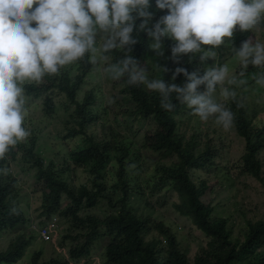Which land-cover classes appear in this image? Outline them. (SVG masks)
Returning a JSON list of instances; mask_svg holds the SVG:
<instances>
[{
  "label": "trees",
  "instance_id": "1",
  "mask_svg": "<svg viewBox=\"0 0 264 264\" xmlns=\"http://www.w3.org/2000/svg\"><path fill=\"white\" fill-rule=\"evenodd\" d=\"M149 11L153 13L149 26L167 14L166 9L156 8L155 0H151ZM141 22L140 19L136 21L133 36L137 43L132 46L131 55L139 66L147 69L149 79L183 84L186 82L183 74L172 80L177 67L185 68L190 74L198 71L203 75L206 69L199 54L183 55L179 63L171 59V47L175 43L171 38L162 42L163 55L152 50L149 47L151 39L146 32L138 30ZM32 26L35 27V22ZM260 32L264 36V26ZM250 34L252 32L234 30L231 40L240 47ZM204 47L212 48L211 45ZM125 55L122 50H113L107 53L111 61H105L97 53L99 62L95 65L86 55L61 68L58 75L46 74L40 83L24 82L25 94L39 100L44 116L56 118L65 112L62 136L53 139L65 144L66 150L58 153L60 159L57 161L45 157L38 146L41 135L37 127L30 130V137L10 146L5 158L0 159V169H8L7 174L0 172V235H12L6 249L0 250V264H18L28 253L25 264H264V215L256 220L249 219L236 230L231 217L218 214L213 205L203 200L210 185L207 177L199 175L215 168L218 173L230 174L233 179L231 174L252 176L262 181L264 187V160L261 157L264 152V101L260 116L254 119L248 115L249 104L238 97V92L234 100L223 101L234 114L232 128L244 146L243 153L236 160L224 165L217 162L223 156L222 127L214 120L217 130L211 131L215 136L207 137L204 148L197 147L195 140H186L180 131L183 122L180 118L190 109L176 101L175 96L174 110L166 111L160 107L157 91L148 90L143 84L128 85L127 76L113 80L106 73L107 80L125 95L123 104L133 105L123 111L122 118L116 113V120L127 122L131 115H135L139 124L147 122L149 127L143 133V147L170 162L152 166L149 171L146 169L144 177H140L141 185H138L137 178L133 177L137 170L131 167L130 161L136 152L133 142L121 138L112 126L105 127L101 136L93 130L108 111L99 102L102 92L96 87L86 89L89 78L102 64L106 68ZM149 58L154 62L146 63ZM262 71L264 69L249 65L242 76L237 73V79L246 81L240 87L254 84V90L264 94V87L258 86L254 80ZM237 87L229 88L235 90ZM204 90L205 86H200L199 91ZM215 95L222 99L219 88ZM28 110L26 103L23 114ZM26 124L25 117L22 127L26 128ZM13 165L22 171L35 170L33 176L41 184L35 194L41 218L37 224L40 228L49 220L59 218L62 227L56 246L41 239L44 247L40 248L37 245L40 233L28 231L30 219L21 206L23 189ZM74 171L85 173L86 181L73 183L70 174ZM142 184L149 193L143 191ZM164 190L166 195L178 194L180 202L174 203L176 210L208 238L207 244L194 258L181 247L171 226L134 207L135 195L153 198ZM159 197L154 199L164 202ZM101 202H106L110 209L103 218L92 211ZM14 207L15 213L11 211ZM105 239L107 242L99 253V244ZM47 244L50 246L46 247Z\"/></svg>",
  "mask_w": 264,
  "mask_h": 264
},
{
  "label": "clouds",
  "instance_id": "2",
  "mask_svg": "<svg viewBox=\"0 0 264 264\" xmlns=\"http://www.w3.org/2000/svg\"><path fill=\"white\" fill-rule=\"evenodd\" d=\"M155 6L166 9L167 14L149 26L153 20L151 0H0V159L5 158L10 146L30 135L22 127L27 101L25 81L40 83L46 74L58 75L61 68L86 55L95 65L98 52L106 61L107 53L113 50L126 53L104 69L113 80L127 76L128 85L143 84L157 91L160 107L166 111L174 110L175 96L202 122L214 118L218 126L230 129L234 114L225 103L217 101L215 94L219 88L222 101L234 100L236 91L226 85L242 86L246 81L230 75L227 63L215 64L203 75L177 67L172 80L183 74V84L149 79L147 69L131 55L137 43L133 32L140 19L138 30L146 32L152 41L149 47L158 55H163V40L171 38L175 41L171 59L176 63L188 54H199L201 62L215 60V49L228 44L234 30L254 34L260 31L264 26V0H155ZM205 45L212 48L206 49ZM231 50L245 68L252 65L264 69V43L258 39L249 37L238 49L231 46ZM254 80L264 87V71ZM202 85L203 92L199 91ZM0 172L7 174L8 169ZM11 211L17 210L14 207ZM53 220L57 224L56 218L48 223Z\"/></svg>",
  "mask_w": 264,
  "mask_h": 264
},
{
  "label": "rangeland",
  "instance_id": "3",
  "mask_svg": "<svg viewBox=\"0 0 264 264\" xmlns=\"http://www.w3.org/2000/svg\"><path fill=\"white\" fill-rule=\"evenodd\" d=\"M36 7V5H34ZM252 39H258L260 42L264 43V36L259 31L257 33H252L249 35ZM249 39V38H248ZM231 46L239 48L236 42L230 39L229 43L226 45H221L215 50L217 51V56L214 59H207L202 62L205 69L217 65H223L225 63L229 66L230 75L237 76V73H243L245 68L240 64L239 60L234 56L231 50ZM98 57L100 54L98 52ZM111 57L108 56L106 61H111ZM99 62V59H97ZM154 62L152 58H149L146 63ZM104 64L101 65L100 69H97L92 78H89L86 85V89L89 87H96V89L102 92V98L99 102L106 106L108 115H103L104 119L98 121L97 125L93 127V130L102 135L103 129L112 126L120 137H126L130 139L133 144V149L136 152L132 154V159H130L132 168H136L137 174H133V177L137 178V184L141 185L140 177H144L145 170H151L152 166L157 167L161 164H169L170 162L166 159H161L157 153L147 150L143 147V133L148 129L149 125L147 122L139 124L135 118V115H131L127 122L117 121L115 114L118 113L120 118H122V113L128 107L133 108L131 103L124 105V94L119 93V87L113 86L106 78V73L104 71ZM228 86V85H226ZM236 85H231L229 87H235ZM254 84L247 85L244 87L238 86L235 90L239 93V98L245 103L249 104V117L254 119L256 116H260L261 110L263 108L264 94L256 92L254 90ZM258 95V96H257ZM26 103L29 105V110L24 114L27 118L26 129L30 132L32 129L38 127L39 134L41 138L38 142V146L41 147L43 155L48 158H53L55 161L60 159L58 155L59 152L66 150V145L63 144L59 139L54 140L57 135L62 136V123L64 122V114L62 111L58 117L49 118L44 116L41 112V105L39 100L27 96ZM218 102H223L216 95ZM182 123H180V131L186 137V140H195L197 147L204 148L207 141V137H214L215 135L211 130H217L213 123V119L207 122H202L198 116H194L191 110L187 111L185 115L180 118ZM105 122V125H104ZM222 145L224 149L222 151V158L218 159V163L222 162L224 165L229 164L231 161L236 160L244 150L242 140H240L236 134L234 128L225 130L222 128ZM30 137V135L28 136ZM76 143L74 144V146ZM261 157L264 160V152H262ZM135 170V169H134ZM13 171L20 179V185L23 189V199L21 200V206L27 211V215L30 219L29 229L35 230L41 233L37 222L41 220L39 217V211L37 207L39 205L38 199L35 194L37 190L41 189V184L37 183L35 177L33 176V171L26 170L22 171L20 168L13 165ZM208 178L210 188L207 193L203 196V200L206 203L213 205L220 215L229 216L235 222V229L239 230L242 223L246 224L249 219H258L264 215V187L262 181L256 179L252 176L242 175L236 177V175L230 174L226 176L223 172L218 173L214 168L212 171L199 173ZM70 178L73 183H79L81 181H86L87 176L85 173L79 171L71 172ZM135 180V179H134ZM136 186V185H135ZM144 184H142V189ZM149 193L148 189H143V191ZM166 190L162 191L160 194L152 196L139 195L134 196L133 204L136 210L143 213L144 215H151L159 220H163L167 225L171 226L173 231L177 234L181 247L189 254L191 258L199 252L200 248L207 244L208 238L205 233L198 229L196 225L187 217L181 215L175 208L174 203H179L180 198L177 193L172 195L164 194ZM159 197L160 200L154 199ZM166 198V199H165ZM97 216L103 218L106 214L110 212V209L106 202H101L95 209L92 210ZM57 219V218H56ZM62 225L57 219V227L52 228L50 231V240L54 246L59 242V232ZM12 235H0V250L6 249L7 245L10 243ZM46 242V241H45ZM107 240H103L99 244V253L102 252L104 245ZM37 245L42 248L44 247L41 243V238L37 239ZM50 246L47 244L46 247ZM59 252L61 250L57 248ZM64 255L66 252L63 251ZM28 255L20 261L18 264H25L28 260ZM48 256L50 253L48 252Z\"/></svg>",
  "mask_w": 264,
  "mask_h": 264
},
{
  "label": "built area",
  "instance_id": "4",
  "mask_svg": "<svg viewBox=\"0 0 264 264\" xmlns=\"http://www.w3.org/2000/svg\"><path fill=\"white\" fill-rule=\"evenodd\" d=\"M57 227L56 221H50L47 225L43 226L41 228V233L40 236L44 241H49L50 240V231L52 228Z\"/></svg>",
  "mask_w": 264,
  "mask_h": 264
}]
</instances>
